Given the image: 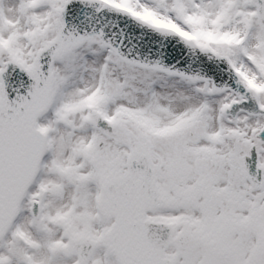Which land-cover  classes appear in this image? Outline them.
<instances>
[{"label": "snow or ice", "instance_id": "6c2138e0", "mask_svg": "<svg viewBox=\"0 0 264 264\" xmlns=\"http://www.w3.org/2000/svg\"><path fill=\"white\" fill-rule=\"evenodd\" d=\"M0 264H264V0H0Z\"/></svg>", "mask_w": 264, "mask_h": 264}, {"label": "water", "instance_id": "95a60500", "mask_svg": "<svg viewBox=\"0 0 264 264\" xmlns=\"http://www.w3.org/2000/svg\"><path fill=\"white\" fill-rule=\"evenodd\" d=\"M107 24V27L105 28V31L107 32L109 29L112 31H116L117 28L124 29V34L127 36L129 39H132L133 42L135 43L137 40H139V43L141 46L145 44V42H151L153 40L159 39L158 37L144 32V30L136 28L131 22L126 21L125 19L115 16V15H107L106 19L102 22ZM115 26V27H114ZM143 32V38L141 39V33ZM127 42V41H126ZM141 52L147 51L146 48L141 47ZM165 62L170 63L171 61L167 59V56L165 57Z\"/></svg>", "mask_w": 264, "mask_h": 264}]
</instances>
